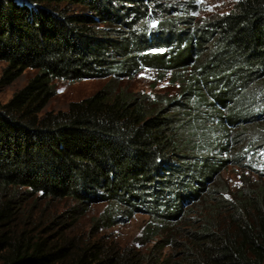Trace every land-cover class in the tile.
Returning a JSON list of instances; mask_svg holds the SVG:
<instances>
[{
  "label": "trees",
  "instance_id": "obj_1",
  "mask_svg": "<svg viewBox=\"0 0 264 264\" xmlns=\"http://www.w3.org/2000/svg\"><path fill=\"white\" fill-rule=\"evenodd\" d=\"M0 0V264H264V0ZM150 72L177 94H127ZM105 81L66 111L53 81ZM251 157L252 160H251ZM249 173V174H250ZM73 206L41 226L25 199ZM96 206L86 236L71 223ZM141 215L138 245L96 238ZM20 222V224H19Z\"/></svg>",
  "mask_w": 264,
  "mask_h": 264
},
{
  "label": "rangeland",
  "instance_id": "obj_2",
  "mask_svg": "<svg viewBox=\"0 0 264 264\" xmlns=\"http://www.w3.org/2000/svg\"><path fill=\"white\" fill-rule=\"evenodd\" d=\"M239 0H195V4L198 8L199 17L201 18H214L228 14ZM4 68L3 64H0V74ZM35 72L25 71L19 79H17L10 87L5 88L0 93V103H6L10 97L17 90L22 88L33 76ZM105 81L87 80L81 82H67V81H53L51 86L53 88V98L49 101L46 107L43 109L42 114L46 112H59L66 111L69 104L82 101L96 91L102 88ZM125 91L127 94H143V95H164L168 97L175 96L177 94V86L171 85L168 79L159 81L156 76L150 72H143L133 80H124L119 82L116 91ZM253 157H251L252 160ZM258 160L255 163L256 166H260L258 169H264V153L253 158V161ZM247 171L243 173L239 169H230L225 175L230 188L236 189L241 184L240 178L244 176L246 182L250 185L259 186L264 183V180H260L255 173L249 174ZM73 205L65 201H45L39 198L25 199L22 203V211L20 216V222L26 221L29 224L41 226L47 221H50L52 217L60 215L64 211H68ZM102 211V206L93 207L82 217H77L71 224L70 232L75 235L86 236L90 232L92 220L96 219ZM147 221V218L141 215L134 217L130 222L122 225H118L107 231H101L96 235V238L103 237L107 242H113L120 247H131L141 249L138 245V240L141 231ZM19 222V224H20Z\"/></svg>",
  "mask_w": 264,
  "mask_h": 264
}]
</instances>
